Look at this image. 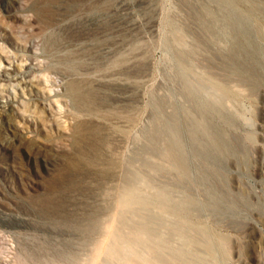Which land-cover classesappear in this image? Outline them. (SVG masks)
I'll return each mask as SVG.
<instances>
[{
  "label": "rangeland",
  "instance_id": "rangeland-1",
  "mask_svg": "<svg viewBox=\"0 0 264 264\" xmlns=\"http://www.w3.org/2000/svg\"><path fill=\"white\" fill-rule=\"evenodd\" d=\"M0 264H264V0H0Z\"/></svg>",
  "mask_w": 264,
  "mask_h": 264
},
{
  "label": "bare ground",
  "instance_id": "bare-ground-1",
  "mask_svg": "<svg viewBox=\"0 0 264 264\" xmlns=\"http://www.w3.org/2000/svg\"><path fill=\"white\" fill-rule=\"evenodd\" d=\"M111 246V245H110Z\"/></svg>",
  "mask_w": 264,
  "mask_h": 264
}]
</instances>
